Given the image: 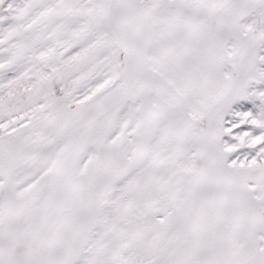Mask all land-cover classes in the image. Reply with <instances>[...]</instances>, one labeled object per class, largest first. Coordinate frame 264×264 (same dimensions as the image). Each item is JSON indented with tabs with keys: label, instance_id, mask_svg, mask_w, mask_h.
Here are the masks:
<instances>
[{
	"label": "snow or ice",
	"instance_id": "obj_1",
	"mask_svg": "<svg viewBox=\"0 0 264 264\" xmlns=\"http://www.w3.org/2000/svg\"><path fill=\"white\" fill-rule=\"evenodd\" d=\"M0 264H264V0H0Z\"/></svg>",
	"mask_w": 264,
	"mask_h": 264
}]
</instances>
